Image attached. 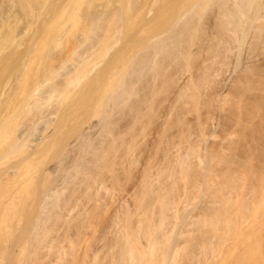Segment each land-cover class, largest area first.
Here are the masks:
<instances>
[{
    "label": "bare ground",
    "instance_id": "6f19581e",
    "mask_svg": "<svg viewBox=\"0 0 264 264\" xmlns=\"http://www.w3.org/2000/svg\"><path fill=\"white\" fill-rule=\"evenodd\" d=\"M45 2H20L26 29ZM121 6L69 48L59 23L50 49L0 55V264H212L237 238L258 247L264 0Z\"/></svg>",
    "mask_w": 264,
    "mask_h": 264
},
{
    "label": "rangeland",
    "instance_id": "374dc122",
    "mask_svg": "<svg viewBox=\"0 0 264 264\" xmlns=\"http://www.w3.org/2000/svg\"><path fill=\"white\" fill-rule=\"evenodd\" d=\"M21 1L22 0H0L1 9L8 11V15L3 18L4 23L0 26V55L7 53L10 49L14 48L16 44H23V41L25 40H29L28 49L32 52H40L50 49V47H52L51 41L53 33L58 29L61 31L58 33L56 32V34L62 35L60 46L69 48L74 42V35L79 33L83 25L86 23L85 20L90 14L109 12L113 8L120 9L122 7L121 5L127 3V0H45L46 5L44 7V12H42L40 16L41 22L37 26L26 29L24 22L26 10L24 9V11L20 6ZM139 1L141 2L145 0ZM112 11L114 12V9ZM130 20H132L131 17ZM59 23H62V25L61 28L57 29ZM17 49L21 48L18 47ZM263 50L264 48L258 49L259 52ZM2 78L3 77H0V82L3 80ZM258 113L264 114V107L263 110ZM253 225L254 226L251 229L245 231L247 234L244 232L246 235H250L251 245L258 246H256L257 248H253L254 246L251 247L253 251L250 250L253 254L247 252V255L246 252H243L245 251L244 247L246 248V245H244L246 242L243 243L241 237L239 240L238 238L235 239V241L237 240V243L232 242V245H230L231 247L229 246L230 248L228 250L223 251L222 256L215 259L212 264H254L256 262V264H264V223L261 226L258 224ZM240 240L242 244L240 243ZM111 243L112 234L106 233L102 241L92 244L91 250H93V252L99 251V255L101 256L106 253L107 247ZM234 245L236 248H234L233 252L232 248ZM230 249L233 252L231 254H229ZM257 253H260V255L256 256L255 254ZM241 255L246 256V259H243L242 261ZM185 256L186 255L184 254L182 260L179 261V264L189 263L190 258ZM103 261L106 262V259ZM48 264L51 263L48 262Z\"/></svg>",
    "mask_w": 264,
    "mask_h": 264
}]
</instances>
